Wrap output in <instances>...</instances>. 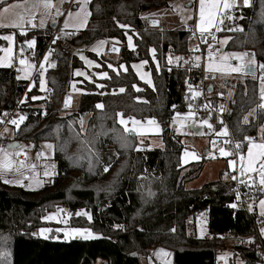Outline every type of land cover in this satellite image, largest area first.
I'll use <instances>...</instances> for the list:
<instances>
[{
	"label": "trees",
	"instance_id": "trees-1",
	"mask_svg": "<svg viewBox=\"0 0 264 264\" xmlns=\"http://www.w3.org/2000/svg\"><path fill=\"white\" fill-rule=\"evenodd\" d=\"M169 1L89 0V17L72 41L74 50L98 38L114 39L119 47L118 60L116 69L97 68L106 72L104 78L81 84L83 91L68 113L60 114L58 107L68 89L71 70L81 66L74 50L58 48L54 67L46 71L43 100L32 98L40 95L38 76L34 85L26 88L28 81L18 79L12 66L0 67V114L23 99L19 106L25 119L13 130V141L29 142L36 151L41 142H51L56 165L51 182L37 190L11 188L0 182V264H94L96 260L104 264H141L157 245L171 250L172 264H216V253L226 247L219 237L227 231L253 236L247 245L231 246L234 256L238 255L243 264H264L255 236L254 220L258 215L254 210L232 207V183L184 186L188 177L201 170L204 161L190 164L181 176L182 144L180 136L168 128V121L176 112L188 110L185 90L189 83L198 85L202 66L189 61L184 65L165 63L170 52L187 55L193 35L190 28L166 30L147 24L144 12ZM232 13L238 17L233 26L218 32L230 38L224 48L251 51L257 67L264 63V0H251L248 6L236 7ZM49 28L24 33L13 30L14 40L23 44L25 39L35 37L33 58L37 62ZM127 34H132V47L127 45ZM140 60L146 61L145 67L151 72L152 87L131 68V63ZM120 64H124V70ZM242 77L233 81L226 108L223 95L211 92L209 98L223 119L218 120L212 113L207 120L216 128L225 125L241 142L243 152L245 137L259 133L264 140V109L259 107L256 73H243ZM197 102L200 105L201 99ZM84 113L89 115L81 131L78 120ZM119 115L159 122L163 148L136 149V139L118 122ZM259 194L247 198L253 202ZM56 204L72 212L89 211V220L72 216L71 221L91 228L101 237L69 241L35 237L32 232L42 225L40 216ZM197 212L207 215L208 236L190 235Z\"/></svg>",
	"mask_w": 264,
	"mask_h": 264
},
{
	"label": "rangeland",
	"instance_id": "rangeland-1",
	"mask_svg": "<svg viewBox=\"0 0 264 264\" xmlns=\"http://www.w3.org/2000/svg\"><path fill=\"white\" fill-rule=\"evenodd\" d=\"M70 0H52V3L55 5L52 8H45L41 3V0H9L8 3H16L20 5L17 9L13 11V13L9 14L2 20H0V24H11L13 20L17 19L18 15L24 16V23L20 27H0V57H3L2 63H0V67H9L12 66L16 70V76L22 80H26L29 83V87L31 88L34 85L35 78L33 77L34 65L36 60L33 58L34 56V46L29 47L26 43L27 40H32L35 37H30L24 40L23 44L16 43L13 36V30H17L21 33L31 31V30H43L49 26L50 23H55L57 19L50 16V12H57L58 7H66L67 3ZM74 6L69 8L66 14L63 16L61 20V27L66 31H80L82 30L86 22L88 20L89 14L85 15L84 13H89L88 3L84 6V10L81 11L79 16L75 14L80 11V0H73ZM249 3L248 5L250 4ZM189 4V6H187ZM244 5L243 0H235V6L229 9H224L223 4H220V11L216 17L215 25L210 28L207 32L203 34L196 28V24L199 22V0H170L167 5L153 8L147 12H144V16L146 18L147 24L151 27L164 28L166 30L172 29H184L190 28L192 30V36L189 40L190 44H195L196 42H204L203 48L205 50L210 49L209 45H211V49L217 47L219 49V53L215 56H205L200 60L202 61V69L204 72L210 73L213 75V80L210 82L215 87L214 91L216 93H220L225 98L223 106L226 108V100H228L233 91V81L241 80L243 77V71L235 72L231 71L228 66L235 67L238 64L246 63L249 59L246 57L243 58L242 61H238L235 58L226 57V53H241L244 51H230L224 48V44H221L220 41L228 38V35H218V32L227 28L228 25L233 26L234 20H237L238 17H234L232 11L234 8L239 6H248ZM69 12H72L73 15L70 17L68 15ZM227 13L226 18H222V15ZM189 17H192L189 19ZM31 19V23H28V20ZM41 20H43V27L40 26ZM65 20L68 21L69 26L65 27ZM157 21L156 24H153L152 21ZM36 25L33 27L32 25ZM83 24V26H80ZM217 26L220 30H217ZM7 30V31H6ZM220 31V32H221ZM5 35H12V51L8 53L4 51L7 49L9 44L8 41L2 39ZM128 37L132 38V34H127V45ZM203 37V38H201ZM215 37V39H213ZM100 41H104L103 44H100ZM116 40L114 39H104L98 38L90 42L89 44H84L77 47L74 50L75 56L81 62L80 67L73 68L71 70V79L69 81L68 89L64 92L60 100V106L58 107L60 114H65L70 112L75 106L79 99L80 94L82 93V89L80 88L81 84L85 83V81H97L105 76H100L99 73L105 71H98L99 67H108L116 69V63L118 60V51H112L109 48V44H115ZM118 46V45H117ZM28 48V51L25 50ZM96 51H93V49ZM16 53H19L20 56H16ZM91 53L92 55H90ZM150 53L153 57L154 51L150 50ZM95 55V57L93 56ZM83 56L85 59H81ZM199 57V56H196ZM195 57V58H196ZM221 57H224L222 60ZM171 58V62L169 60ZM179 58V59H177ZM25 60V64H21L20 60ZM103 62L104 64L102 65ZM154 64L158 67L160 64L153 57ZM87 61H92L89 64ZM143 60L136 61L131 63V68L137 75V77L148 86L152 87V77L150 70L146 69L145 64H141ZM188 62V56L180 53H168L165 58V63L167 64H180L184 65ZM111 65L112 67H109ZM121 65L123 67H121ZM136 65V67H133ZM212 65V67H209ZM120 68L122 70L125 69L124 64H120ZM222 69V70H221ZM256 78L258 82V92L260 94L261 88V80H260V70L259 65L257 66ZM77 70L84 75H77ZM38 83L37 87L40 90V95H34L36 99L45 98V93L47 92V81H46V71L41 70L38 74ZM43 79L44 86L41 88L40 81ZM225 83L227 87H222V84ZM99 86V83H96ZM47 94V93H46ZM67 94L71 97L72 105L71 107L63 106V96ZM23 101V99H21ZM35 100V99H33ZM264 103V101L259 102V105ZM180 114L179 116L177 114ZM192 113V115H189ZM88 113H84L79 116V126L80 130L83 131L86 120L88 117ZM19 115L16 120H19ZM218 120H221L219 116H216ZM118 122L124 127V129L130 134L133 133L136 139V149L147 150V149H155V148H163V140H162V130L163 127L157 121L155 123H149L153 119H135L133 117H123L121 115L118 116ZM121 120L125 121V123H121ZM207 121L205 124L203 121ZM200 120L197 114L190 110L184 112H176L171 119L168 121V128L175 136H180V142L182 144L181 154H180V166L182 167L181 176L189 170V165L192 163L199 162L203 160V166L201 170L197 174H193L192 177H188L187 181L184 182L185 188H197L205 183L216 182L217 184H225L230 185L233 184V177H243L245 179H249L251 177V181L257 182L259 185L260 176L258 172H246L245 175H240L242 164L246 166L247 164V156H248V146L249 141L245 139L246 148L243 152H239L238 154L233 153L230 147L227 148V152L229 155L227 156H215L213 151L214 149L210 146V142L214 137H226L229 134L228 128L225 125L215 127V124L211 120ZM135 121V122H134ZM193 124L194 126H200L201 130L198 134H194L191 130L188 129V126ZM209 124L211 128H209ZM7 128L8 131L4 132V129ZM16 128L15 125L8 123L6 125H0V148H3L6 152L12 153L10 157L15 161L13 167L10 170H5L0 172V182L8 185L9 187L18 186L28 190H37L40 189L44 184L50 183L52 178L56 175V165L52 159V148L47 147V145H52L51 142L43 141L40 143V150L36 151L33 149L32 144L29 142H19L17 145L20 147H8L13 141V130ZM227 129V132L224 133L222 130ZM179 129V130H178ZM253 138V142L261 143L264 142L261 139L259 133L255 134V136H248ZM109 150H112L111 146H107ZM209 150V152H208ZM19 152L20 155L16 156L15 153ZM0 156H3V153H0ZM243 156L244 160L241 161L240 157ZM229 161H233V165H229ZM23 165L21 166V163ZM34 166V167H33ZM257 167L259 163L257 162ZM40 168V169H39ZM19 169V170H17ZM35 170V175L25 176L24 171ZM47 173V175H45ZM7 179L9 181H19V183H4V180ZM186 180V179H185ZM261 186V185H260ZM264 186H261V189ZM264 200V191L261 190L258 198L253 202L250 201L248 203L249 206L252 207V210L256 211L258 217H260L263 226L260 227L256 232L255 236L258 238V254L262 256L264 261V235L261 234L260 229L264 228V215L261 214L260 201ZM251 210V212H252ZM88 213V215H84L83 213ZM77 213H81L77 215ZM72 216H82L83 219L89 220L91 218L90 212L85 209H77L72 212L69 211L68 208L64 207L61 204H56L52 209L45 210L43 214L40 216V221L42 225L33 230V235L39 238H51L55 241H69L70 239H85L83 234L73 233L72 229H89L91 231V238L95 239L101 237V234L93 231L89 227L76 225L71 221ZM47 217V219H45ZM90 217V218H89ZM81 223L83 220H78ZM197 227V234L190 233V235H194L196 237H204L208 236L207 230V215L202 213L198 218L193 217L191 221L190 227ZM44 229L43 233L41 230ZM190 231V230H189ZM191 232V231H190ZM67 234V235H66ZM198 235V236H197ZM248 238L246 242H242L241 244H249V240L253 236H247ZM219 239H221L219 237ZM218 239V240H219ZM86 240V239H85ZM223 241V240H221ZM263 241V243H261ZM226 243V247L224 249L219 250L216 253V264H243L242 259L238 255H233L231 246L239 243L237 241H224ZM158 246V245H157ZM156 246V247H157ZM155 247V248H156ZM153 248L150 252L155 249ZM155 257V256H154ZM156 258V257H155ZM155 258L147 257L141 259V264H172L171 258L168 259L166 254H163L160 257V261H156ZM94 264H104L101 260H96Z\"/></svg>",
	"mask_w": 264,
	"mask_h": 264
},
{
	"label": "built area",
	"instance_id": "built-area-1",
	"mask_svg": "<svg viewBox=\"0 0 264 264\" xmlns=\"http://www.w3.org/2000/svg\"><path fill=\"white\" fill-rule=\"evenodd\" d=\"M74 6V1L70 0L66 7H58L59 9V15L57 12H50V16L57 19L56 21V26L53 28H49L47 32L45 33V39H44V48L43 51L38 59V61L34 65V71H33V78H36L39 74V71L44 70L47 71L50 68L54 67L57 57H58V48L60 49H71L74 50V47L72 45V41L74 38H76L79 34L80 31H66L62 29L61 27V20L63 16L66 14L69 8ZM203 38V37H201ZM203 42H196L195 44H190L189 45V51L187 53L188 56V61L196 64V65H201L202 66V61L200 60L202 57L204 58L205 56H209V51L211 50L213 55L215 56L219 53V49L217 47H214L212 49L205 50L203 46L201 45ZM109 48L112 51L119 50V47L115 44H109ZM249 53V56H246L247 59H251V54L252 52L247 50L244 51ZM45 55L48 56L47 60H44ZM16 56H20L19 53H16ZM196 56H199L200 59L196 60ZM41 63H43V67H41ZM53 65V66H49ZM257 68V67H256ZM213 75L207 72H204L202 69V76L200 79V82L198 83L197 86H193L192 83H189L186 90H185V96L187 100V107L194 111L198 118L200 120H205L208 119L210 114L214 113L215 115L219 116L221 119L223 117L221 116V112L217 111L213 104L212 100L209 98L211 92H215L214 89L215 87L213 86L212 83H210L213 80ZM209 84H212V90L208 91V86ZM29 87V83L27 82L26 88ZM222 87H227L225 83L222 84ZM193 93H199L198 95H193ZM217 95H222L220 93H216ZM201 99V104L198 105L197 100ZM22 98H20L16 104L9 109L8 111L4 112L3 114H0V120L3 121L2 124L3 126L8 124L9 121L13 120L14 118H17L19 115H21V109L19 104L21 103ZM67 100L68 106L71 107L72 105V100L71 97L65 94L63 96V106L65 107V102ZM261 101V97H258V102ZM7 113V115H5ZM41 113H43L41 111ZM130 119V117H128ZM229 131V130H228ZM0 143H2V140H0ZM237 144H239V147L237 148ZM210 146L214 149L213 153L215 156H221L219 149L221 147L225 148L227 150L228 147H230L233 151V153L238 154L239 152H242V146L241 142L234 139L231 134L229 133L226 137H214L211 142ZM209 152V150H208ZM40 169V168H39ZM25 176H32L35 175V170H26L24 171ZM243 181V183H241ZM232 191L234 193V204L240 208H244L247 212L249 211L248 208V203H250L251 199L247 198V195H252L253 193H260L261 192V186L257 182H253L250 179H245L243 177H236L234 179L233 184H232ZM239 193V195H237ZM202 214V212H197L194 214V217H199ZM263 226V223L260 219V217H257L254 220V227L256 231ZM221 240L223 241H237L239 243L246 242L248 238L242 236L241 234L237 232H231L227 231L223 234L220 235ZM263 243V241L261 242ZM1 257V256H0ZM7 262H10L9 257H5L4 259Z\"/></svg>",
	"mask_w": 264,
	"mask_h": 264
},
{
	"label": "snow or ice",
	"instance_id": "snow-or-ice-1",
	"mask_svg": "<svg viewBox=\"0 0 264 264\" xmlns=\"http://www.w3.org/2000/svg\"><path fill=\"white\" fill-rule=\"evenodd\" d=\"M41 3L43 4V6L45 8H52L55 5L52 3V0H41ZM61 3H63V0H61ZM87 3V0H80V11H78L75 15L79 16L81 14V11L84 10V6ZM223 4V8L224 9H229L235 6V0H199V22L196 24V28L203 34L204 32H207L210 28H212L215 23H216V17L218 15V13L220 11H222V9L219 7L220 4ZM244 5H248L249 0H243ZM18 7H20V5L16 4V3H8L7 0H0V20H2L3 18H5L6 16H8L9 14L13 13V11L15 9H17ZM57 14L59 15V9H57ZM85 15H88L89 13L85 12ZM68 15L71 17L73 15L72 12H69ZM192 17H189V19H191ZM24 23V16L23 15H18L17 19L13 20L11 24H0V27H20L22 24ZM28 23H31V19L28 20ZM153 24H156L157 21L153 20L152 21ZM33 27H35L36 25H32ZM40 26L43 27V20H41ZM68 21L65 20V27H68ZM80 26H83V24H81ZM121 28H127L128 25H120ZM217 30H220L219 27L217 26ZM232 30V29H229ZM238 30H242V29H238ZM3 40L8 41V48L4 49V51L11 53L12 51V41H13V36L12 35H5L2 37ZM213 39H215V37H213ZM227 39L230 38H225V40L220 41L221 44H224L227 42ZM26 43L29 45V47H32L35 43V39L33 38L32 40H27ZM100 44H103L104 41H100ZM128 44L129 47H132V38L128 37ZM209 48L211 49V45H209ZM93 51H96V49L94 48ZM154 51V50H153ZM213 55L212 51H209V57H211ZM226 57H230V58H235L238 61H242L244 57L249 56V53L247 52H241V53H226L225 54ZM251 59H249L246 63H241L236 65L235 67L232 66H228L230 68L231 71H235V72H241V71H248V72H252L255 73L256 71V60H255V54H251ZM82 60L85 59V57L81 56L80 57ZM3 57H0V63H2L3 61ZM48 56L45 55L44 60H47ZM179 59V58H177ZM200 57H196V60H199ZM221 59L223 60L224 57H221ZM170 62H171V58H169ZM89 64L92 63V61H87ZM21 64H25V60H20ZM146 63V61H142L141 64ZM49 66H53V65H49ZM41 67H43V63H41ZM109 67H112L111 65H109ZM121 67H123L121 65ZM133 67H136V65H133ZM209 67H212V65H209ZM222 70V69H221ZM259 70L261 73L260 76V80H261V88H260V94H261V99L262 101H264V63L259 64ZM77 75H84L83 73H80L77 70ZM100 76H106L107 74L104 72L99 73ZM41 84V88H43L44 86V81L43 79H41L40 81ZM120 91H124V89H120ZM199 93H193V95H198ZM33 99H36V97H33ZM68 106L67 100L65 102V107ZM97 107H102V105H97ZM175 107V106H173ZM259 107L261 109H264V103H261L259 105ZM5 115H7V113H5ZM178 116L180 115L179 113L177 114ZM189 115H192V113H189ZM25 119V117L22 115L19 117V120L13 119L11 121H9V123L15 125L17 128H19V124L20 122H22ZM245 120H247V117H245ZM135 122V121H134ZM0 123H3L2 120H0ZM121 123H125V121L121 120ZM149 123H155L154 120L149 121ZM203 123L207 124L208 122L205 120L203 121ZM209 128H211V125L209 124ZM179 130V129H178ZM8 129L5 128L4 132H7ZM224 133L227 132V129H223L222 130ZM261 132L264 133V126L261 127ZM3 133H0V135H2ZM246 140L249 141V146H248V156H247V164L246 166L242 164L241 166V171H240V175H245L246 172H258L259 176H260V180L259 183L261 186H264V142L261 143H255L253 142V138L252 137H245ZM16 147H20L19 145H17ZM47 147L52 148V145H47ZM239 147V144H237V148ZM220 154L222 156H227L229 155V153L223 148L221 147L219 149ZM0 153H3V156H0V172L5 171V170H10L13 167V164L15 163L14 160H12L10 157L12 156V153H8L6 152L3 148H0ZM16 156H19L20 153L17 152L15 153ZM241 161L244 160V157L241 156L240 157ZM257 162L259 163V166L257 167ZM21 166L23 165V162H20ZM233 161H229V165L232 166L233 165ZM34 167V166H33ZM19 170V169H17ZM107 167L105 168V171H107ZM45 175H47V173H45ZM233 179H236V177H233ZM249 179H251V177H249ZM4 183H19V181H9L7 179L4 180ZM241 183H243V181H241ZM262 191H264V187H262L261 189ZM237 195H239V193H237ZM232 207H236L235 204L232 205ZM260 207H261V214L264 215V200L260 201ZM252 210V207L249 206V211ZM81 213H77V215H80ZM84 215H88V213H83ZM90 218V217H89ZM45 219H47V217H45ZM117 227H121V226H117ZM44 229L41 230V233H43ZM73 233L76 234H83L85 239H89L91 238V231L89 229H72L71 230ZM260 232L262 235H264V228L260 229ZM67 235V234H66ZM249 242H251V238L249 240ZM161 252L163 251L162 249L160 250Z\"/></svg>",
	"mask_w": 264,
	"mask_h": 264
},
{
	"label": "crops",
	"instance_id": "crops-1",
	"mask_svg": "<svg viewBox=\"0 0 264 264\" xmlns=\"http://www.w3.org/2000/svg\"><path fill=\"white\" fill-rule=\"evenodd\" d=\"M115 45H116V43H115ZM27 50H28V48H26ZM17 77V76H16ZM18 78V77H17ZM18 79H20V78H18ZM38 79H39V77H38ZM22 80V79H21ZM197 230H198V228L197 227H193V229H192V233L193 234H197ZM198 236V235H197ZM199 237V236H198ZM163 250L162 252L160 251V250ZM163 254H166V256H168V259H170L171 258V255H172V252H171V250H169V249H166V248H164V247H162V246H157L153 251H152V253H151V255H150V257L153 259V258H155L156 259V261H160V257L163 255ZM155 256V257H154ZM104 263V262H103Z\"/></svg>",
	"mask_w": 264,
	"mask_h": 264
},
{
	"label": "water",
	"instance_id": "water-1",
	"mask_svg": "<svg viewBox=\"0 0 264 264\" xmlns=\"http://www.w3.org/2000/svg\"><path fill=\"white\" fill-rule=\"evenodd\" d=\"M187 6H189V4H187ZM55 26H56V22H55V23H50V24H49V27H50V28H53V27H55ZM25 50H27V49L25 48ZM27 51H28V50H27ZM243 73H245V74H249V75H253V74L256 73V71H255V73L248 72V71H243ZM211 90H212V84H209V86H208V91H211ZM188 129L191 130L194 134H198L199 131L201 130V127H200V126H197V127H196V126H194L193 124H190V125L188 126ZM131 135L134 136L133 133H131ZM18 143H19L18 141H12L10 144H8V147L16 146ZM132 255L134 256L135 253L133 252Z\"/></svg>",
	"mask_w": 264,
	"mask_h": 264
}]
</instances>
